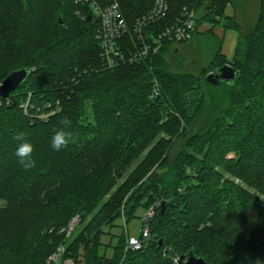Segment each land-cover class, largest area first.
<instances>
[{
  "label": "trees",
  "instance_id": "trees-1",
  "mask_svg": "<svg viewBox=\"0 0 264 264\" xmlns=\"http://www.w3.org/2000/svg\"><path fill=\"white\" fill-rule=\"evenodd\" d=\"M143 2L130 0V13ZM185 3L172 0V12ZM245 4L199 2L198 24L214 26L193 36L213 41L207 65L166 42L104 69L97 21L78 0H0V84L30 70L11 105L0 95V264H51L60 245L74 264H175L192 250L208 264L264 261V0L248 27ZM215 26L238 33L232 60ZM226 64L237 79L210 82ZM65 118L75 143L57 151L51 137ZM19 132L35 147L30 170L14 155ZM157 202L150 240L127 250L119 221Z\"/></svg>",
  "mask_w": 264,
  "mask_h": 264
},
{
  "label": "built area",
  "instance_id": "built-area-1",
  "mask_svg": "<svg viewBox=\"0 0 264 264\" xmlns=\"http://www.w3.org/2000/svg\"><path fill=\"white\" fill-rule=\"evenodd\" d=\"M130 0H78L87 6L97 21L96 41L100 49L102 68L110 69L123 63H136L157 54L166 42H188L196 31H201L204 23L198 24L201 16L199 2L187 0L176 12H172V0H144L136 5L133 15L129 11ZM206 9L203 10V14ZM137 14V15H136ZM135 40V41H134ZM133 44V45H132ZM159 93L155 80V95ZM11 105V94L4 98ZM31 97L22 102L26 113L34 107ZM2 103V101H0ZM50 107V105L48 104ZM40 110V109H39ZM55 110H41L37 116L48 118ZM160 202L152 204L142 218L141 235L131 234L127 238V250H140L151 234L150 222L154 218ZM79 222L74 217L64 229L70 236ZM65 245L57 247L49 258L51 264H74L72 258H64Z\"/></svg>",
  "mask_w": 264,
  "mask_h": 264
},
{
  "label": "rangeland",
  "instance_id": "rangeland-1",
  "mask_svg": "<svg viewBox=\"0 0 264 264\" xmlns=\"http://www.w3.org/2000/svg\"><path fill=\"white\" fill-rule=\"evenodd\" d=\"M245 1H246L245 8L243 5V9H241V11L250 12V14L252 15L250 18V21L244 20L245 27H248L251 25V21L253 17H255V14L258 12L259 0H236V3H238L241 8L242 3ZM233 12H234L233 7L229 5L227 8V13L231 15L233 14ZM211 27H214L213 24L204 23L201 28V33L205 32L206 30L211 29ZM214 31L216 32V34L219 36L220 39H224L223 53L226 55L227 59L230 60L231 55H233L234 47L237 42L238 33L233 30H225L223 27H220V26H215ZM225 35L226 37H224ZM212 43L213 41L211 43H207L205 40L202 39V36L198 35L197 37H195V39L193 38L189 40L188 42L178 43L175 46L179 48L180 54H185V56L189 58L190 61H194L195 65H199L201 67V66L207 65L212 59V55H213ZM3 205H5V201L3 199H0V207H2ZM146 210L143 208H140L138 210L139 217L131 220V222L126 223V222L119 221V223L122 224L123 231L127 235V238L131 234L141 235V227H142L141 221H142L143 215L146 212ZM65 228H63V230ZM113 231L115 234L121 233L120 228L118 229L117 227L114 228ZM150 238H151V235H149L146 238V240L148 241L150 240ZM104 241L108 243L110 241V237L109 236L104 237ZM106 252L107 254H111L112 250L106 247ZM178 258L179 257H176V256L174 257L175 264H177Z\"/></svg>",
  "mask_w": 264,
  "mask_h": 264
},
{
  "label": "water",
  "instance_id": "water-1",
  "mask_svg": "<svg viewBox=\"0 0 264 264\" xmlns=\"http://www.w3.org/2000/svg\"><path fill=\"white\" fill-rule=\"evenodd\" d=\"M91 20V16H89ZM62 21V20H60ZM30 70L27 68H20L12 71L0 84V95L3 98L10 96L12 91L16 90L28 78ZM238 77V71L230 64L220 67L217 72H211L208 75V80L214 84L221 81L234 82ZM166 201L162 202V211L165 209ZM163 241L160 240V245ZM177 264H208L205 258L196 255L192 250L187 254L181 255L177 259Z\"/></svg>",
  "mask_w": 264,
  "mask_h": 264
},
{
  "label": "clouds",
  "instance_id": "clouds-1",
  "mask_svg": "<svg viewBox=\"0 0 264 264\" xmlns=\"http://www.w3.org/2000/svg\"><path fill=\"white\" fill-rule=\"evenodd\" d=\"M60 124L63 125V127L56 129L51 137V146L57 151L67 148L70 143H75L73 133L67 130L71 127V121L65 118L60 121ZM13 139L17 142L14 155L20 166L25 170H30L35 167L36 160L33 155L35 147L28 140L27 135L23 132H19ZM255 264H264V261L257 259Z\"/></svg>",
  "mask_w": 264,
  "mask_h": 264
},
{
  "label": "crops",
  "instance_id": "crops-1",
  "mask_svg": "<svg viewBox=\"0 0 264 264\" xmlns=\"http://www.w3.org/2000/svg\"><path fill=\"white\" fill-rule=\"evenodd\" d=\"M224 37H226V35H225ZM236 38H237V37H236ZM237 40H238V38H237ZM236 44H237V42H236ZM235 47H236V45H235ZM235 47H234V51H235ZM234 51H233V55H231V59H230V60H232V59H233V56H234Z\"/></svg>",
  "mask_w": 264,
  "mask_h": 264
}]
</instances>
